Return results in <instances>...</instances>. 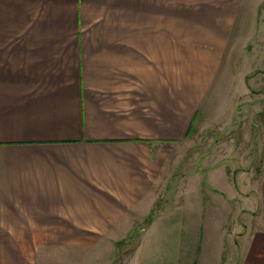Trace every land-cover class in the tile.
<instances>
[{
	"label": "crops",
	"instance_id": "1",
	"mask_svg": "<svg viewBox=\"0 0 264 264\" xmlns=\"http://www.w3.org/2000/svg\"><path fill=\"white\" fill-rule=\"evenodd\" d=\"M246 2L0 0V264H84L86 252L111 264L123 248V264H196V245H160L144 228L168 200L165 158L197 118L180 109L166 51L197 37L231 49L246 34L232 35ZM205 111V121L218 113ZM227 180L216 192L224 201ZM211 197L187 209L191 222L178 204L148 222L197 225ZM255 217L236 227L241 264H264V209ZM225 253L219 246L200 264H226Z\"/></svg>",
	"mask_w": 264,
	"mask_h": 264
},
{
	"label": "rangeland",
	"instance_id": "2",
	"mask_svg": "<svg viewBox=\"0 0 264 264\" xmlns=\"http://www.w3.org/2000/svg\"><path fill=\"white\" fill-rule=\"evenodd\" d=\"M246 4L248 12L240 27L230 32L239 35L242 28L246 34L244 40L241 35L237 43L230 44L231 49L219 48L227 44H209L197 37L193 44L181 41L178 51H166L171 54L166 67H173L179 76L180 109H193L197 118L187 131V139L165 158L162 188L163 198L168 200H158L144 228L151 230L149 241L156 239L160 245L171 239L184 252L196 245V264L204 262L219 246L226 251V264H241L245 251L241 234L245 230L236 227L254 226L255 215L264 209V0H247ZM257 4L261 12L256 18L255 13L251 14ZM205 109H217L218 113L205 121ZM216 168L221 170L214 176ZM225 179L233 185V193L226 201L216 193L220 191L219 180ZM211 195L207 209L197 207V225L178 221L167 227L148 222L177 204L175 214L185 213L191 222L194 216L187 209L195 208L196 202ZM176 197L178 203L173 200ZM137 237L140 236H130L127 254L138 245ZM86 254L84 264H95L96 259ZM123 254L125 248L121 255L116 249L111 264H123Z\"/></svg>",
	"mask_w": 264,
	"mask_h": 264
}]
</instances>
